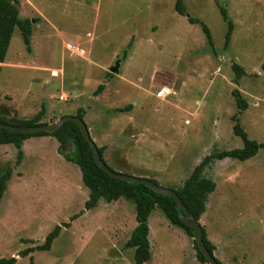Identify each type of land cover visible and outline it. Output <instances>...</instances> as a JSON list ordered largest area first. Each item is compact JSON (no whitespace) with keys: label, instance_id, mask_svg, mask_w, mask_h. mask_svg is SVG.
<instances>
[{"label":"rangeland","instance_id":"1","mask_svg":"<svg viewBox=\"0 0 264 264\" xmlns=\"http://www.w3.org/2000/svg\"><path fill=\"white\" fill-rule=\"evenodd\" d=\"M181 1L198 24L175 12L177 0H17L19 18L31 22L32 35L27 50L15 28L0 63L5 119L27 121L43 108L41 123L51 124L81 108L113 171L169 190L180 189L206 156L243 147L233 117L248 139L263 143L264 0ZM116 62L118 73H110ZM234 64L244 72L237 81ZM160 88L171 95L156 98ZM233 90L246 101L245 111L239 112ZM126 106L130 111L115 112ZM57 146L54 138L32 137L17 165L13 145H0V176L11 173L0 199V259L133 264L134 250L125 244L136 227L135 205L101 200L86 210L88 190L79 168ZM69 150L70 143L63 152ZM203 176L216 184L199 222L215 258L264 264V149L244 162L213 161ZM56 226L61 230L50 249L37 250ZM149 230L151 259L145 264H200L193 238L158 208ZM218 236L228 248L217 249Z\"/></svg>","mask_w":264,"mask_h":264},{"label":"trees","instance_id":"2","mask_svg":"<svg viewBox=\"0 0 264 264\" xmlns=\"http://www.w3.org/2000/svg\"><path fill=\"white\" fill-rule=\"evenodd\" d=\"M17 0H0V63L4 59L9 48V44L15 28H17L27 50L30 46V38L32 35L31 22L28 19H20L18 15ZM175 12L181 16L188 17V22L191 24H198L199 21L187 15L185 6L181 0H177L175 4ZM221 16L226 20V13L222 9ZM202 31L206 35L209 46L212 47L211 34L205 25H202ZM232 32V24L228 22V28L225 35V46L230 42ZM235 80H239L244 74L242 68L236 64L231 67ZM1 73V68H0ZM104 89L100 85L96 94L98 95ZM239 112L247 109L246 101L241 97L238 90H233L231 93ZM132 106H126L122 109L115 110L116 113H124L130 111ZM45 114L44 109L36 114L32 119L13 123L5 119L4 114L0 108V122L12 126L33 127L40 126L46 123H41ZM85 111L78 109L75 117L84 121ZM234 126L233 133L240 138L243 143L241 149H234L230 151L214 152L206 156L192 171L190 176L184 181L182 187L174 191L194 220L200 225L199 220L206 211V203L208 196L215 191L216 184L212 179L203 176L205 169L213 161H221L224 159H231L240 162L247 161L253 158L260 149H264V142L259 144L254 140L248 139L245 132L241 129L238 118L233 117ZM32 137H53L58 142L57 152L63 156L65 161L76 165L81 173V180L83 186L88 190V199L85 202V209H95L101 200L107 203L116 202L119 199H124L132 202L135 205V221L136 227L131 232L129 240L125 244V248L133 249V264H145L151 259L149 237V217L155 209H160L165 219L169 224L179 230H182L189 237H192V230L183 222L178 213V208L175 201L167 196L156 194L148 187L141 184H129L117 180L103 170H101L95 162L92 150L88 143L84 140L79 128L73 122H65L60 129L53 133H33V134H18L10 131L0 129V145H13L16 150V163L20 164L24 157L23 142ZM72 145V150L64 153L63 150L68 144ZM96 145V144H95ZM97 147V150L103 160L104 147ZM107 167L112 170L108 165ZM113 171V170H112ZM11 178V173L6 172L0 176V199L3 198L6 191L7 184ZM156 185L158 183L153 181ZM201 226V225H200ZM61 228L56 226L54 230L49 233L45 239L43 246L37 248L39 251H47L54 239L59 235ZM202 239L204 245L211 256L214 257L215 246L207 239L204 228L201 226ZM194 249L196 250V258L200 264H207L206 258L198 251L196 243L193 241ZM32 250L26 251L28 253ZM216 264H222L215 257ZM15 258L0 259V264H15Z\"/></svg>","mask_w":264,"mask_h":264},{"label":"water","instance_id":"3","mask_svg":"<svg viewBox=\"0 0 264 264\" xmlns=\"http://www.w3.org/2000/svg\"><path fill=\"white\" fill-rule=\"evenodd\" d=\"M118 68H119V62H116L115 66L110 68V73L117 74ZM65 122H73L77 125L82 136L84 137V140L88 143V145L90 146V149L92 150L93 157L95 159L96 164L106 174H108L109 176L117 180L129 183V184L144 185L148 187L150 190H152L153 192H155L156 194L167 195L171 197L177 205L180 219L183 222H185V224L192 230L193 241L196 243L198 251L206 258L207 264H216L214 257L211 256V254L208 252V250L206 249L204 245V242L202 239L201 226L194 220L193 216L189 213V211L183 205L178 195L172 190L165 189V188L160 187L159 185H156L153 181L143 179V178H137L134 176H130V175H126V174H122V173H118V172L110 170L107 167V165L103 162L95 143L90 137L88 128L83 120L75 116H63L55 123L44 124V125L33 126V127L12 126V125L3 124L0 122V129L18 133V134L53 133L57 131L58 129H60Z\"/></svg>","mask_w":264,"mask_h":264},{"label":"crops","instance_id":"4","mask_svg":"<svg viewBox=\"0 0 264 264\" xmlns=\"http://www.w3.org/2000/svg\"><path fill=\"white\" fill-rule=\"evenodd\" d=\"M45 138H53V137H45ZM55 139V138H54ZM29 139H27V140H25L24 142H23V151H24V147H25V145H26V142L28 141ZM56 140V139H55ZM58 147V146H57ZM206 212V211H205ZM205 214V213H204ZM201 220H202V216H201V218H200V220H199V222L201 223ZM228 240H222V238H220L219 236H218V238H217V243H216V246H217V249L219 250V247H220V245H221V247H227L228 248V244H225L226 242H227ZM215 257V256H214ZM217 260H219L222 264H227L226 263V257H225V255H223V258H216Z\"/></svg>","mask_w":264,"mask_h":264},{"label":"built area","instance_id":"5","mask_svg":"<svg viewBox=\"0 0 264 264\" xmlns=\"http://www.w3.org/2000/svg\"><path fill=\"white\" fill-rule=\"evenodd\" d=\"M169 95H171V91L168 88H160L157 92H156V98L158 99H165L166 97H168ZM61 101L66 102L67 98L65 95H62L60 97Z\"/></svg>","mask_w":264,"mask_h":264}]
</instances>
